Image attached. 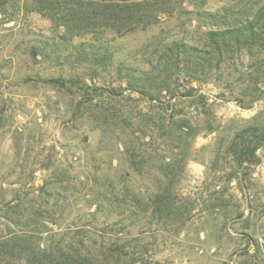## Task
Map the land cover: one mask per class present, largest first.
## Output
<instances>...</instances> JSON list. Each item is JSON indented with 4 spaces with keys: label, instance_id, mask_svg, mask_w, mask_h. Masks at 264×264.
<instances>
[{
    "label": "rangeland",
    "instance_id": "1",
    "mask_svg": "<svg viewBox=\"0 0 264 264\" xmlns=\"http://www.w3.org/2000/svg\"><path fill=\"white\" fill-rule=\"evenodd\" d=\"M171 2L148 29L118 37L116 56L144 64L141 49L155 37L204 44L212 21L202 11L235 0ZM36 5L0 0V239L49 233L61 245L79 243L85 233L91 248L126 242L128 255L113 264H128L130 255L139 259L130 264H264V145L242 165L228 151L238 130L264 129V50L258 59L240 52L198 79L181 73L171 99L162 93L149 101L139 92L125 98L129 90L114 80L122 93L115 99L131 121L105 125L98 111L75 115L79 96L46 82L74 66L58 62L50 46L63 25ZM81 38L89 36L74 41ZM179 119L188 132L165 133ZM129 139L149 158L139 169L124 151ZM165 171L174 183L163 200L169 212L155 202L169 188ZM38 206L41 224L29 221Z\"/></svg>",
    "mask_w": 264,
    "mask_h": 264
},
{
    "label": "trees",
    "instance_id": "2",
    "mask_svg": "<svg viewBox=\"0 0 264 264\" xmlns=\"http://www.w3.org/2000/svg\"><path fill=\"white\" fill-rule=\"evenodd\" d=\"M204 2L207 0H201V4ZM36 4L37 10L45 12L52 20L56 18L63 25L60 40L50 44L56 52V60L62 65L74 66L72 74L64 76L60 73L46 79V82L52 87L67 89L79 96L74 106L75 115L81 111H98L105 125L109 124L106 122L109 119L114 122L119 118L131 121V116L125 114L115 99L122 93L116 92L117 87L112 85L114 80L119 82L120 87L121 82L125 84L121 90H129L125 98L130 97L132 92H139L149 101L158 100L162 93L171 99L179 94L180 83L177 80L181 73L198 79L208 71L218 69L240 52L246 51L250 57L258 59L257 55L264 50V0H235L215 10L202 11L212 21V27L202 32L201 40L204 44L189 43L182 36L166 41L155 37L141 49L144 64L117 57L122 48L117 38L151 27L157 21L159 12L172 10L171 0H36ZM83 35L89 38L74 41L76 36ZM32 48L36 53L40 50L37 46ZM106 76L109 82L105 87L95 83L102 80L105 84ZM190 90L194 88L190 87L188 94H192ZM172 105L168 104L173 109ZM158 106H161L160 103ZM182 122L179 119L176 127L171 124L165 133L170 136L186 134L188 131L183 130L188 126L185 123L182 125ZM129 140L124 151L131 164L139 169V164L144 166L149 158L143 151L145 149H138ZM263 145L264 129L252 125L234 133L228 151L232 159L242 165L255 160L256 150ZM163 174L170 181L169 188L157 193L155 202L161 203L164 211L169 212L170 203L163 200L170 194L174 183L171 172L165 171ZM46 194L50 195V192L46 191ZM40 206L32 211L36 219L29 214V217L32 216L29 221L42 223L44 216ZM156 206L159 211L161 206ZM88 240L84 233L79 243L70 241L60 245L58 241L55 244L50 241L49 233L45 236L39 233H14L0 239V262L19 258L26 264H111L128 255L126 242L120 243L117 240L104 248H91L87 244ZM128 258V264L139 260L136 255Z\"/></svg>",
    "mask_w": 264,
    "mask_h": 264
},
{
    "label": "water",
    "instance_id": "3",
    "mask_svg": "<svg viewBox=\"0 0 264 264\" xmlns=\"http://www.w3.org/2000/svg\"><path fill=\"white\" fill-rule=\"evenodd\" d=\"M42 196H44V193H42Z\"/></svg>",
    "mask_w": 264,
    "mask_h": 264
}]
</instances>
